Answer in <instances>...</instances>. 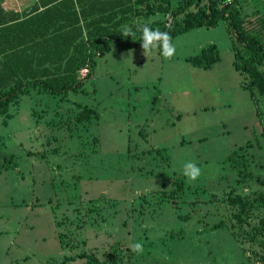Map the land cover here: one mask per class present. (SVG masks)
<instances>
[{
    "label": "rangeland",
    "instance_id": "rangeland-1",
    "mask_svg": "<svg viewBox=\"0 0 264 264\" xmlns=\"http://www.w3.org/2000/svg\"><path fill=\"white\" fill-rule=\"evenodd\" d=\"M227 3L242 17L264 7ZM173 44L172 59L113 44L78 92L35 89L0 115V264H262L264 97L243 88L225 22ZM211 45V68L189 61Z\"/></svg>",
    "mask_w": 264,
    "mask_h": 264
},
{
    "label": "trees",
    "instance_id": "trees-1",
    "mask_svg": "<svg viewBox=\"0 0 264 264\" xmlns=\"http://www.w3.org/2000/svg\"><path fill=\"white\" fill-rule=\"evenodd\" d=\"M191 7L196 10H190ZM31 12L33 15H29ZM157 14L170 17L160 20L156 27L149 26L167 32L172 43L177 36L193 29H211L220 21L225 22L231 38L234 69L244 76L243 88L254 103L256 93L264 97V70L261 69L264 67V7L253 17H242L225 0L207 4L182 0L175 9H172V0H37L22 14L5 11L0 3V115L10 119L9 104L35 89L61 99L78 92L92 77L96 60L109 53L111 45L116 44L123 50H142L138 29L144 24H134L132 20ZM124 25L132 27L134 37L122 36ZM218 60L219 53L213 45L189 59L202 69L211 68ZM84 68L88 73L81 78L79 72ZM3 124L6 125V120ZM1 167L8 168V161ZM179 190L177 187L169 194L174 208H177ZM230 199L246 204L238 195ZM235 218L241 221L239 215ZM256 229L264 233L262 220ZM259 245L262 247L259 261L264 264V239Z\"/></svg>",
    "mask_w": 264,
    "mask_h": 264
},
{
    "label": "clouds",
    "instance_id": "clouds-1",
    "mask_svg": "<svg viewBox=\"0 0 264 264\" xmlns=\"http://www.w3.org/2000/svg\"><path fill=\"white\" fill-rule=\"evenodd\" d=\"M230 2V0H226ZM141 32V48L145 57L150 55L153 50H159L161 55L165 59H172L176 54L175 45L172 43V37L167 33L160 31L159 29L151 28L147 23L139 27ZM135 32L132 27L128 25L122 26V36L134 37ZM183 175L186 181L191 183L196 181L201 175V169L192 162H188L184 165ZM131 250L134 253L141 254L143 252V244L140 242L130 245Z\"/></svg>",
    "mask_w": 264,
    "mask_h": 264
},
{
    "label": "crops",
    "instance_id": "crops-1",
    "mask_svg": "<svg viewBox=\"0 0 264 264\" xmlns=\"http://www.w3.org/2000/svg\"><path fill=\"white\" fill-rule=\"evenodd\" d=\"M36 2L37 0H0L1 6L5 11L18 14L27 13ZM29 15H33V13L31 12ZM27 39L29 40V38L25 40Z\"/></svg>",
    "mask_w": 264,
    "mask_h": 264
},
{
    "label": "built area",
    "instance_id": "built-area-1",
    "mask_svg": "<svg viewBox=\"0 0 264 264\" xmlns=\"http://www.w3.org/2000/svg\"><path fill=\"white\" fill-rule=\"evenodd\" d=\"M202 1V0H201ZM168 18V16H167ZM88 73V69L84 68V69H81L79 74L81 76V78H84L86 76V74Z\"/></svg>",
    "mask_w": 264,
    "mask_h": 264
}]
</instances>
